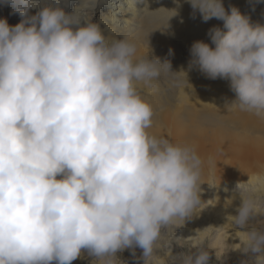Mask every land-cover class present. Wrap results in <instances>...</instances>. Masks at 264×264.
I'll return each instance as SVG.
<instances>
[{"label":"clouds","instance_id":"9594fccd","mask_svg":"<svg viewBox=\"0 0 264 264\" xmlns=\"http://www.w3.org/2000/svg\"><path fill=\"white\" fill-rule=\"evenodd\" d=\"M188 2L193 17L227 30H209L214 48L195 42L189 67L230 82L227 111L264 119V26L235 8L229 15L221 0ZM0 3L21 17L14 27L0 20V264H73L85 251L115 264L135 248L149 264L161 235L203 204L195 147L148 131L155 110L141 89L158 92L162 77L178 74L169 61L138 58L134 38L106 37L88 22L98 0H80L72 14L45 6L29 15L34 0ZM257 190L237 185L242 203L231 219L243 251L264 264V231L247 230L262 211ZM180 258L211 257L197 247Z\"/></svg>","mask_w":264,"mask_h":264},{"label":"bare ground","instance_id":"6f19581e","mask_svg":"<svg viewBox=\"0 0 264 264\" xmlns=\"http://www.w3.org/2000/svg\"><path fill=\"white\" fill-rule=\"evenodd\" d=\"M221 2L229 15L235 8L249 18L252 25L259 24L255 14L250 12L251 0ZM34 3L36 6L29 15H36L45 6H59L67 14H72L80 0H34ZM12 13L10 5L0 3V20H7L9 26L14 27L21 22V17ZM85 18L97 24L106 37L134 38L138 58H158L161 63L169 61L171 67H175L177 62L172 41L182 44L181 52L190 55L195 42H204L214 48L208 36L210 29L227 31L223 21L212 19L204 22L199 12L193 17L188 0H98L94 11L87 12ZM85 24V21H81V26ZM191 59L185 67L181 66L175 71L179 81H182L179 86L173 87L168 81L166 91L151 93L141 89L143 98L155 110L154 126L148 130L149 133L172 143L194 146L203 161L201 208L184 225H177L175 230L169 229L161 235L149 264H171L183 247H196L205 237L220 240L224 233V220H232V215L241 206L242 201L236 191L239 183L249 182L258 189L254 195L261 205V213H264V179H258V182L248 179L247 167L248 161L254 158L264 163V142L256 141V137L250 135L237 134L218 124L230 114L226 108L236 99L235 94L230 90L229 81L211 80L198 68H190ZM238 114L232 117L233 120H252L250 114ZM258 130L260 128L257 126ZM237 162L242 164H235ZM237 239L235 243L239 246L245 237L239 234ZM129 251L131 249L117 253V258ZM117 258L115 264H119ZM249 258V252L241 250L235 262H231L230 257L228 260L231 264H255L256 259L251 262ZM137 264H144L143 255Z\"/></svg>","mask_w":264,"mask_h":264},{"label":"rangeland","instance_id":"374dc122","mask_svg":"<svg viewBox=\"0 0 264 264\" xmlns=\"http://www.w3.org/2000/svg\"><path fill=\"white\" fill-rule=\"evenodd\" d=\"M249 6L251 8L250 12L254 13L259 20V24L264 26V0H251V4ZM152 39L153 38H151L150 40ZM174 42L175 40L172 41V43L175 46V52H177V55H175V58L177 57V62L175 67H171V71L173 73H175L176 69H178L179 67H185V64H188L187 61L189 60V58H192L191 55H184L181 52L183 49L182 44ZM173 62L174 61H172V63ZM164 78L166 80H164ZM173 78L179 80V77H177L176 75H167L165 77H162L159 81V87L161 89H159V91H166L165 88L167 87V82L169 81L171 83ZM227 112L230 114L227 115L220 123H218L219 125L230 130L232 129L237 134L250 135L256 137V141H259L261 143L264 142V119L252 115V120L236 121L233 120L232 117L235 115H239V111ZM257 126L260 128V130L258 131ZM235 164L242 163L237 162ZM247 167L249 170L248 179H251L254 182H258V179H264V163L261 160H256L254 158L251 161H248ZM236 215H238L237 212H235L232 216ZM223 227L224 233L220 240L216 241V239L211 240L208 239V237H205V239H203V241L199 243V245L196 244V247L191 248L185 246L179 251V253L176 255V258L173 262H171V264H182L180 258L181 255H191L193 252H195V248L197 247H203L205 250L209 251L211 257L209 260V264H231L230 260H228L229 257L232 260L231 262H235L237 254L244 249L243 244L245 243V240H243L239 246L235 243L238 240L237 237L239 236V234H242V230L238 229L234 225L233 221L229 218L224 220ZM253 228L259 231H264V213H260L252 220H250L247 230H251ZM134 251L135 255H133V250L131 249L129 253H124L125 255L123 257L117 258V262L119 264H137L141 259V255H143V250L140 248H135ZM249 257L250 261L252 262L256 259V254L249 252ZM79 259L80 260L75 264H95L97 262L93 261V258L89 257L86 251Z\"/></svg>","mask_w":264,"mask_h":264}]
</instances>
